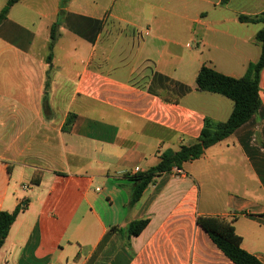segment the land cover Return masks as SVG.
Segmentation results:
<instances>
[{"label":"crops","instance_id":"0c3cea01","mask_svg":"<svg viewBox=\"0 0 264 264\" xmlns=\"http://www.w3.org/2000/svg\"><path fill=\"white\" fill-rule=\"evenodd\" d=\"M262 12L264 0L14 3L0 23V211L23 208L0 264H233L198 216L235 218L242 249L264 263V68L251 120L128 208L129 176L194 144L206 118H229L233 102L197 91L196 76L205 65L242 78L263 24L238 17Z\"/></svg>","mask_w":264,"mask_h":264},{"label":"trees","instance_id":"16d2710c","mask_svg":"<svg viewBox=\"0 0 264 264\" xmlns=\"http://www.w3.org/2000/svg\"><path fill=\"white\" fill-rule=\"evenodd\" d=\"M18 0H8L0 11V23L6 19L9 8ZM62 10L58 13V19L50 27V42L46 61L50 63L52 49L58 37L59 19ZM241 23H261L262 28L256 33L255 41L260 44V56L257 62L250 63L242 78L225 76L214 69L203 65L195 80L196 90L222 95L233 102V109L225 122H213L206 118L199 137L194 144L181 146L178 150H165L159 157V162L144 173L129 176L133 181V190L128 202V208L136 204L144 190L151 185L155 178L174 168L180 170L186 162L197 160L204 150L230 136L258 112L261 107L259 96L260 73L264 68V12L256 17L239 16ZM76 115L69 114L63 124L62 130L69 131ZM23 208L17 206L13 212L0 211V247L8 234L11 224ZM235 218L230 220L221 217L198 216L196 224L208 235L215 246L233 264H264L258 258L249 254L241 247L242 238L235 233L233 223ZM148 224V219L132 221L128 224L125 233L128 238L138 236ZM112 232L121 233L122 230L112 228Z\"/></svg>","mask_w":264,"mask_h":264},{"label":"built area","instance_id":"2783aa9c","mask_svg":"<svg viewBox=\"0 0 264 264\" xmlns=\"http://www.w3.org/2000/svg\"><path fill=\"white\" fill-rule=\"evenodd\" d=\"M138 171V168L135 169V173ZM177 172H179L178 170H176Z\"/></svg>","mask_w":264,"mask_h":264}]
</instances>
